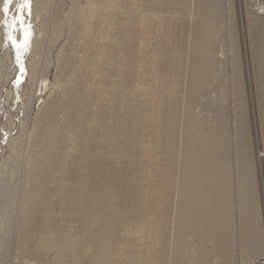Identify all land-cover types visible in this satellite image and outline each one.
<instances>
[{"label":"bare ground","instance_id":"obj_1","mask_svg":"<svg viewBox=\"0 0 264 264\" xmlns=\"http://www.w3.org/2000/svg\"><path fill=\"white\" fill-rule=\"evenodd\" d=\"M69 1L57 13V0H27L23 26L11 32L18 53L4 22L20 15L25 0H12L7 15L0 0V260L254 264L258 253L264 259L243 92L217 55L222 26L231 21L227 3L73 0L69 7ZM243 4L263 137L264 0ZM61 13L72 23L65 40L59 37L62 45L81 55L47 44L31 51L33 34L45 36L47 24L57 42L56 27L67 28L57 24ZM45 76L47 97L40 95L28 117L29 97ZM253 126L264 201V150Z\"/></svg>","mask_w":264,"mask_h":264},{"label":"rangeland","instance_id":"obj_2","mask_svg":"<svg viewBox=\"0 0 264 264\" xmlns=\"http://www.w3.org/2000/svg\"><path fill=\"white\" fill-rule=\"evenodd\" d=\"M57 1H58L57 3H59L60 5L58 4V6L56 7L57 10L55 8V11L60 12L61 9L64 8V5H65L64 2H67V0H64V2L62 0H57ZM70 1H71V4H69L70 5L69 7H71V5L73 4V0H70ZM70 1H69V3H70ZM221 3H222V5L227 3V9L230 10L231 21H230L228 28H226L227 27L226 22L222 26L224 28V32L222 34L225 33L224 34L225 37L223 38L222 45L217 47V55L219 56V58H222L224 56V59H225L226 63L228 64L229 68L231 67L232 70L234 69L235 73H234V75L232 74V77L233 78L235 77L240 81V89L243 92V99H244V118H243V121L248 127L247 129H248V133H249V143H250L249 144V150H248V161L251 162L250 166H251V169H252V171L254 173V177H255V186H256L255 187V194H256V198H257L256 202H257L258 211H259L258 212L259 226L261 228V233L263 236L262 237L263 238L262 239L263 240L262 251H264V201H263V197H262V185L260 184V172H259V166H258L259 163H258V158L256 155V152H257L256 144L257 143H256L255 134H254V126H253V122L255 121V125H257L256 133L258 136V147L261 150H264V136L261 137L263 135L262 134L263 129H262V125L260 123V120H261L260 117H262V115H263V110H261V108L259 106V91L258 90L260 87V85H259L260 80L257 77V68H256V65L254 63L255 62V55H254L255 51H254L253 40L251 38L252 36L250 34V32H251L250 29L252 27L248 26V20L246 19V16L244 13L245 10H244L243 0H241V4H240L239 0H221ZM46 7H45V9H46ZM38 9L42 10L43 7H40V8L38 7L37 10ZM48 9H49V6H48ZM48 9L45 10V12H49ZM241 13H242V16H241ZM34 14H35V12H33V15ZM38 14H39V12H38ZM38 14L36 13L34 16H38ZM62 15H63L62 13L57 15V17H58L57 24H60L62 21V24L65 23L67 25L66 26L67 28L62 26V28H66V30L65 29L60 30L58 26L56 27V35L55 36H56V39L58 38L56 40L57 42L52 44L51 38L53 36L51 33H49V32H51L50 27H49L50 25L47 24L48 22H46V24L48 25V27H47V25H45V33L47 36L41 35L40 37H38L37 33L33 34L32 39L30 41L31 42V45H30L31 51H33L32 48L38 49L40 47V49H44L46 47V44L50 49H53V47H55V49H56L57 46L58 47L63 46L62 42H64V41H62V40H65V36L67 35V33L68 34L70 33V31L68 29L69 28L68 24H72V23H70V20L68 21L69 23L66 20H64L62 18ZM46 16H48L47 13H46ZM61 31H62V33H61ZM66 31H68V32L66 33ZM59 32H60V34H59ZM226 32L228 34L230 33V35H227ZM222 34L220 35L221 38L223 37ZM63 35H64V37H63ZM61 36L63 37V38H61L62 40L59 38ZM36 40H38V42ZM36 45H37V47H36ZM48 47L46 48V50L48 49ZM62 48H63V54H65V55H67V54L73 55V56H80L81 55V54H79L80 48L76 47V50L71 51L70 47H68L66 45V43ZM221 53H224V55H221ZM247 62H248V64H247ZM247 71L249 72V75H248ZM44 78L42 79L41 84L39 83L41 85V88L39 90L37 87L34 88L33 93L29 97V99H30L29 103L26 105L27 108H25V110H24L25 113L28 114V117L30 115L29 113H30L31 109L33 110L38 104L40 106L41 102L38 101L40 95L47 97L46 92L48 93V91L47 90L45 91V89H44L46 86L45 85L46 84V81H45L46 76ZM228 87H229V95L227 94V97H228V101H230V100L234 99V95L232 93L233 90L231 89V86L229 83H228ZM40 90H42V91H40ZM219 98H222L220 93L215 95V99L217 101L214 104H216V106H218V108H219V101H218ZM36 102H38L37 105H36ZM232 104H233V101L228 102V105H229L228 111L231 114H233L232 113ZM220 107H222V109L225 110L224 104L221 105ZM253 108H254V111H253ZM253 118H254V120H253ZM260 163H261V168H262V176L264 178V158L261 159ZM3 218H4V212L1 211L0 212V220ZM0 239H1V233H0ZM259 255H260V253L257 254L254 264H264V259H260L258 257ZM0 264H15V263L11 262V260L3 261L1 259Z\"/></svg>","mask_w":264,"mask_h":264},{"label":"snow or ice","instance_id":"obj_3","mask_svg":"<svg viewBox=\"0 0 264 264\" xmlns=\"http://www.w3.org/2000/svg\"><path fill=\"white\" fill-rule=\"evenodd\" d=\"M12 2V0H5V3H4V6H3V11L5 13V15H7V12H8V5ZM29 6H28V3H27V0H25L24 3L20 4L18 6L19 10H20V15H17L16 17H14L12 19V21L9 23L8 21H5V27L8 29V32H7V36H8V39L13 43V46L17 47L18 49V53H19V50H20V45H17L16 44V41L12 38L11 36V32L14 31L17 27V25H20L21 27L23 26V19H22V15H23V11L25 9H27ZM30 11V9H29ZM28 33L26 32V37H27ZM25 50H26V47H27V40H25ZM18 60H19V54H18ZM21 71H23V68H21Z\"/></svg>","mask_w":264,"mask_h":264},{"label":"water","instance_id":"obj_4","mask_svg":"<svg viewBox=\"0 0 264 264\" xmlns=\"http://www.w3.org/2000/svg\"><path fill=\"white\" fill-rule=\"evenodd\" d=\"M254 134H255V131H254Z\"/></svg>","mask_w":264,"mask_h":264}]
</instances>
